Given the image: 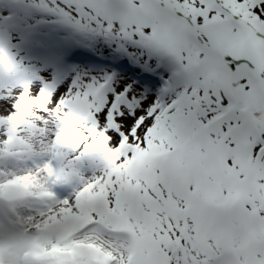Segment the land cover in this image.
<instances>
[{
    "label": "snow or ice",
    "instance_id": "1",
    "mask_svg": "<svg viewBox=\"0 0 264 264\" xmlns=\"http://www.w3.org/2000/svg\"><path fill=\"white\" fill-rule=\"evenodd\" d=\"M0 264H264V0H0Z\"/></svg>",
    "mask_w": 264,
    "mask_h": 264
}]
</instances>
